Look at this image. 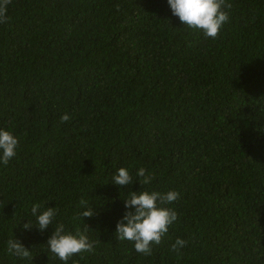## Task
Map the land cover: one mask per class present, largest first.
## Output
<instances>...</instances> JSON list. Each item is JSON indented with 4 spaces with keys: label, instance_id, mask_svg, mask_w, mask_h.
Listing matches in <instances>:
<instances>
[{
    "label": "trees",
    "instance_id": "16d2710c",
    "mask_svg": "<svg viewBox=\"0 0 264 264\" xmlns=\"http://www.w3.org/2000/svg\"><path fill=\"white\" fill-rule=\"evenodd\" d=\"M225 2L213 39L165 0H7L0 127L18 146L0 165V264H62L43 243L56 222L95 241L66 264H264V0ZM120 166L151 181L120 188ZM170 188L177 220L150 255L116 239L119 197ZM81 199L98 211L77 222ZM33 202L57 210L44 232L19 227ZM12 234L29 257L3 252Z\"/></svg>",
    "mask_w": 264,
    "mask_h": 264
},
{
    "label": "clouds",
    "instance_id": "9594fccd",
    "mask_svg": "<svg viewBox=\"0 0 264 264\" xmlns=\"http://www.w3.org/2000/svg\"><path fill=\"white\" fill-rule=\"evenodd\" d=\"M6 2L7 0H0V23L7 19L3 15ZM165 3L171 16L177 18L182 27L199 31L204 37L215 39L222 26L229 20L228 9L231 6L225 0H165ZM59 119L61 122L66 121L69 115L61 114ZM17 146V137L7 127H0V165L7 164L16 155ZM110 181L120 188L131 185L133 181L147 185L151 181V175L146 174L142 166L137 167L134 173L130 172L128 167L120 166L111 172ZM178 197L179 193L171 188L164 191L126 192L123 198L119 197L123 210L113 228L116 239L130 241L135 252L150 255L151 246L159 244L168 227L177 220L175 209L165 205H171ZM56 211L55 206L33 202L29 208L31 219H26L19 227L25 230L35 227L39 232H44L53 224ZM97 211L98 209L91 207L87 200L81 199L72 219L82 222V217H91ZM51 228L43 243L48 252L62 264H66L74 255L93 251L95 241L89 239L86 225L80 227L77 224L69 230L64 223L56 222ZM185 243L184 239L177 237L170 244V250L178 254ZM3 252L21 259L30 255L29 248H26L18 238H14L13 234L4 241ZM72 264H76V261L73 260Z\"/></svg>",
    "mask_w": 264,
    "mask_h": 264
}]
</instances>
